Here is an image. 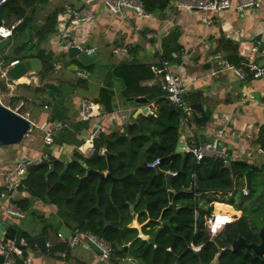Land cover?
<instances>
[{"label": "trees", "instance_id": "trees-1", "mask_svg": "<svg viewBox=\"0 0 264 264\" xmlns=\"http://www.w3.org/2000/svg\"><path fill=\"white\" fill-rule=\"evenodd\" d=\"M141 1L145 11L153 15L164 12L170 2L175 0ZM44 3L45 0H6L0 6V20L5 26L10 27L16 21H21L13 30L8 53L2 61L7 64L33 56L38 58L42 66L39 74L41 81L54 73V54L44 49L43 45L56 33L58 15L54 12L41 26H32L33 14ZM171 37L162 42L163 51L171 50L169 44L175 43L178 34L171 33ZM29 45L32 49L26 53ZM170 53L167 52L163 59L173 61ZM239 64L235 63L237 67ZM78 65L84 67L81 63ZM91 66L88 64L85 67ZM110 77L120 82L125 103L135 105L133 100L140 97H144L148 103L154 102L157 107L155 117L131 119V124L125 127L123 134L118 131L109 135L101 133L93 140L92 154L87 158L74 152L72 160L65 163L47 152V158L41 164L27 169L17 188L18 192L27 193L28 198L12 200L11 205L24 217L32 214L30 198L43 204L56 205L58 215L67 227L74 226L78 233H90L108 242L113 249L112 259L113 256L129 257L140 264H264V256L256 255L251 250H230L232 243L239 237L247 244L260 242L259 232L264 228V156L257 164L229 160L226 165L220 160L208 158L196 162L190 153L175 154L181 134V112L165 99L158 84L150 83L154 76L148 67L122 63L110 73ZM17 88L34 97L30 98L31 103L44 94L41 87L19 85ZM0 89H5L1 82ZM110 90L108 88L101 92L103 101L105 98L107 100L102 108L104 113L112 111ZM19 99L24 105L29 104L28 98ZM183 100L188 105L199 102L193 92L184 94ZM53 107L52 121L69 120V111L63 105ZM81 126L83 124L76 125L75 132L60 131L54 135V144L82 145L83 141L78 138V128ZM256 144L264 152L263 129L258 133ZM102 150L104 154H101ZM105 154L110 156V175L114 181L105 178L100 180L95 174L86 175L87 171L107 173ZM169 156L173 158L164 161ZM157 159L161 161V171L175 174L169 179V190L173 193L171 202L168 200L165 178L146 167V164ZM50 165L54 166V171L46 176ZM248 172L249 187L246 188L245 176ZM141 189L143 196H140ZM243 190H246V195L242 194ZM211 195L223 196L221 203L241 214L214 238H210L204 230L205 218L213 212L211 204L220 201L211 198ZM97 198L99 209L95 208ZM130 212L138 214V223H144L149 218L144 227L150 228L147 235L160 226L157 223L160 217L162 222L167 223L154 246L139 239L136 230L127 228L131 221ZM194 212H197V217H194ZM120 232L122 236L118 240ZM23 238L28 247L34 246L30 236L24 234ZM127 244V252L117 251V247ZM190 244L199 247V251L193 252ZM49 251L51 255L56 252L66 254L68 248L61 243L50 247ZM21 253L23 257L25 251ZM15 260L16 264H22L18 258Z\"/></svg>", "mask_w": 264, "mask_h": 264}, {"label": "crops", "instance_id": "crops-1", "mask_svg": "<svg viewBox=\"0 0 264 264\" xmlns=\"http://www.w3.org/2000/svg\"><path fill=\"white\" fill-rule=\"evenodd\" d=\"M234 6L220 13L197 10L189 13L177 9L174 6V1H172L164 12L151 14V19L139 21L130 12H127V20H122L118 16H110L102 4L92 3L89 8L93 11L95 20L90 24L83 23L72 27L69 25L66 13L67 10L82 8L81 0H45L43 5L37 7L31 24L34 27L41 26L49 15L54 12L58 13L55 26L56 33L50 36L47 43L43 45L44 49L54 54V73L44 81L40 80L39 74H37V78L41 84L47 81L59 86H67L71 89V93L66 95L62 104L69 111L68 121H71L70 126L64 130L75 132V126L83 124V126L77 127L80 129L78 138L83 143L77 147L66 144H54L51 148L41 144L33 148L27 156L44 157L48 152L51 157L68 163L72 160L74 152L79 154L80 151L87 149L91 122H77L79 108L85 100L94 104H97L99 100V107L101 109L104 108V101L107 100L105 98L103 101L101 92L108 88L112 92V98L110 99L112 111H129L131 119L147 117L143 114L145 104L135 103L133 105L128 102L125 103L122 99L123 88L120 82L110 77V73L122 63L146 65L154 76L153 80L156 79L154 67L158 66L161 61H166L169 64L168 70L177 74L182 85L187 88L184 94L196 93L199 103L207 109L208 122L202 126L194 124L193 136L199 142L210 141L211 132L214 129H223L224 132L235 133V135H239L242 132L252 135L255 132H260L261 129L264 130V79L253 80L247 78L240 80L229 69L223 67V63L237 67L235 63L248 62L249 58L264 67V0H260L258 8H247L237 11ZM0 21L4 25V22ZM20 22V20L16 21L12 25L17 27ZM64 31L68 39L76 45H80L83 50L91 48L96 50L95 54L89 56V64H92L91 68L82 67L74 61L68 63L63 61L66 57V51L60 42L58 44L57 39L58 35ZM171 33H177L178 37L175 38V43L169 44L171 50L163 51L162 42L169 39ZM171 38L174 40L173 37ZM9 45L4 50V56L8 52ZM118 46L126 48L127 57L112 54V50ZM169 51H171L170 54L173 61L163 59L164 55ZM3 57H0V61L3 60ZM60 57H62V61H60ZM93 57H95L94 60L92 59ZM24 60L19 61L22 62ZM57 66L58 69H56ZM77 71L84 72L87 75V79L83 80L76 77L75 73ZM20 79L22 82L17 80L11 97H8L9 92L5 86L4 91L0 89L1 93L4 92V95H1L2 98L7 99L6 101L4 99L1 103L13 106L21 101L19 98L26 97L27 93L17 88L19 85L28 86L25 78L22 77ZM0 82L3 84L1 80ZM45 105L48 106V110L43 109ZM53 105L43 102L38 108L30 104H23L22 108L29 116V120L39 125L46 120L51 123L59 122L50 119L54 109ZM111 112L106 113L107 115L104 114L102 120V133L106 135L117 131V128L113 126L114 123H112L116 116ZM95 121L97 120L94 119L93 123ZM123 131H118V133L123 134ZM180 132L178 144L185 141L188 142L191 135L187 133V127L181 126ZM233 142L234 140L229 139V136L223 142V147L229 150L232 160L235 150ZM24 145L25 142L23 143ZM24 147H20L19 150H24ZM19 150L17 146L0 148V189L3 194H6L3 190L4 171L11 168L16 160L25 157V153ZM257 160L251 162L257 164L260 159L257 158ZM241 161L250 163L246 159ZM23 198H28V194L18 192L17 189L12 193L8 192L3 198H0V217L7 219L6 221L9 223L19 224L20 226L18 227L22 229V226L24 232H26L24 229H27L32 240L43 236L46 244L52 247L62 243L57 238L60 228L68 230L71 236L77 232L74 230V226L69 225L67 227L63 223L58 215L56 205L43 204L34 198L29 199L31 215L26 214L22 220L19 218V221L8 218L5 211L11 205L10 202ZM217 203L211 204L214 207L213 209H215L214 214L232 216L234 220L240 217V212L235 211L231 206ZM218 205L227 206L228 210L217 208ZM96 209H99V207ZM130 209L132 210V207ZM197 216L196 212L194 217ZM130 217L131 221L127 228L136 230L137 237L146 242L153 236L156 229L161 227L160 217L157 220L160 226L152 234L147 235L146 232H149L150 228L144 229V227L148 223L149 218L144 223H138V214L130 212ZM26 219H30L29 225H27V222L23 223ZM119 247H127L128 251L129 244ZM67 248L68 253L61 257L57 252L51 255L50 248H47L45 253H40L35 246H27L23 257L20 251H11L9 256L4 258L3 264H16L15 259L17 258L22 264L25 260H29L31 264H103L98 260V254L92 248L86 249L82 246L72 249L67 246ZM110 264L140 263L129 257L119 258L118 256H113L112 259L111 256Z\"/></svg>", "mask_w": 264, "mask_h": 264}, {"label": "built area", "instance_id": "built-area-1", "mask_svg": "<svg viewBox=\"0 0 264 264\" xmlns=\"http://www.w3.org/2000/svg\"><path fill=\"white\" fill-rule=\"evenodd\" d=\"M5 1L6 0H0V6L4 4ZM259 2L260 0H175L174 6L177 9L184 10L189 13L196 10L201 12L220 13L231 9L233 5H235L234 9H236L237 11H242L247 8H258ZM81 3L83 6L82 8L67 10V13L65 12L66 17L69 19V25L72 27L83 23L90 24L95 20V15L89 8V5H91L92 3L102 4V6H104L106 12L110 16H118L122 20L128 19L127 12L133 14V16L139 21L149 20L152 18L151 14L145 11L141 0H81ZM15 27L16 25L7 27L1 24L0 42L11 38ZM57 40L58 44L59 42L62 44V47L65 51L71 47H75L80 51H84L88 56L96 53V50L94 48L83 50L80 45H76L74 42L70 41L65 31L61 32L60 35H58ZM112 54L120 57L128 56L126 48L121 46L114 48L112 50ZM19 62V60H13L7 64H4L3 61H0V80L3 82V85L9 92L8 97H11V93L16 87L17 82L12 80L8 76V71L19 64ZM168 65L169 64L166 61H161L158 66L154 67L156 79L151 83L158 84L160 89L165 94V99L181 112L180 126H186L188 131L187 133L191 135V138L188 140V142L185 141L184 143H181V149L183 150V153H190L196 160V162L208 158L213 160H220L227 165L228 161L232 160L230 158V152H228V150L223 147L225 133L227 132H224L223 129H214L213 132H211L210 141L199 142L196 138H194V112L191 110L190 105L186 104V102H184L183 100V94L187 88L182 85L181 80L177 74L172 73L168 70ZM223 67L229 69L240 80H245L247 78H251L253 80L264 79V67L258 65L253 61L252 58H249L248 62L241 64L239 67L228 66L225 63H223ZM56 69H58V66L56 67ZM75 74L76 77L80 79H87V75L82 71H77ZM23 78L26 79V84L28 86H32L34 88H38L41 86V82L38 80L37 74L33 71H27L24 74ZM0 104L11 112L20 115L26 120H29V116L23 110H21L23 106L22 101L11 106L9 104L4 105L3 103H1L0 99ZM43 109L48 110V106L45 105ZM144 110L146 116H155L156 104L154 102L148 103L144 106ZM111 113L116 116L112 120V123H114L113 126L117 128V131H123L125 127L130 125L131 114L129 111L115 110ZM104 114L106 113H104L97 104L90 103L87 100L81 103L77 114V122H91L90 131L88 133L87 149L79 152V154L84 158H87L92 154L93 140L97 139L98 136L102 133V120L104 118ZM94 119H96L97 121L93 123ZM30 122V129L25 133L22 143L30 139L32 130H38L42 134L43 144L49 148L54 146V135L64 129H67L71 124V121L68 120L54 123L46 120L39 125L33 123L32 121ZM258 133L259 132H255L250 135L245 132L244 141L239 137V135H235V133H232L235 142V149H237V152L234 153L233 160L241 161L246 159L247 161L254 162L257 160V158H259L260 160L263 158L264 152L256 144ZM101 154H104L103 150L101 151ZM46 158L47 156H25L16 160L11 168L4 171L3 185L7 188L6 192H4L7 194L10 190L14 191L15 189H17L20 186V183L24 178L27 169L30 166L41 164L43 159ZM160 163L161 161L157 159L149 164H146V167L150 169H155L156 167L159 168ZM164 173L169 174L171 177L175 175L172 172ZM192 178L194 180V176ZM6 194H1L0 197L3 198ZM242 194L246 195V190H243ZM5 214L6 216H13L20 219L24 218V214L11 205L8 206ZM195 214L196 212H194V215ZM230 217L233 219L232 216ZM233 221L235 220L233 219ZM224 227V225L218 224L217 217L213 212L209 217L205 218L204 229L210 238H214L218 234H220L223 231ZM57 238L71 249L77 246H82L83 248L89 249L91 248V246H94L100 252L98 254V260L103 264H110L113 249L112 246L101 237H96L90 233L77 232L68 239L63 238L60 234L57 235ZM46 247L50 248L48 244H46ZM189 247L193 252L199 251V247H194L191 244ZM14 250L15 248L13 243L9 241L5 243L0 242V255H2L4 258L8 257L9 253ZM59 256L64 257V254H59ZM23 264H31V262L29 260H25Z\"/></svg>", "mask_w": 264, "mask_h": 264}, {"label": "water", "instance_id": "water-1", "mask_svg": "<svg viewBox=\"0 0 264 264\" xmlns=\"http://www.w3.org/2000/svg\"><path fill=\"white\" fill-rule=\"evenodd\" d=\"M0 25H1V21H0ZM8 45H9V40H3L0 42L1 58L4 56V50ZM31 49L32 46L29 45L25 51L29 52ZM65 55L66 57L63 60L65 63L74 61L81 63L84 66L90 63V57L84 51H80L75 47H71L68 50H66ZM27 71H33L36 74H40L41 72L40 60H38L37 58H27L26 60L19 62V64H17L15 67L11 68L8 71V76L12 80L17 81L20 78H22ZM40 87L44 91V99L50 102L51 104L59 105V106L63 104L66 95L71 93V89L69 87L59 86L55 83L47 82V81L42 82ZM133 102L136 104H145V105L148 103V101L145 98H136L133 100ZM190 108L194 112L193 122L195 125L202 126L208 122L209 116L205 106H203L201 103L198 102L191 104ZM21 110H23V108H21ZM143 114H145V110ZM30 126H31V122L29 120H26L25 118H22L20 115L11 112L10 110H8L7 108L3 107L0 104V148L20 145L22 143L25 133L30 129ZM181 148H182V144L181 143L177 144L175 149V154L183 153V150ZM105 156L107 158V165H108L107 173L102 174L98 172L87 171L86 173L87 176L90 174H95L98 176L100 180L105 178L110 181H114V178L111 177L110 175V170H111V166L109 163L110 156L107 154H105ZM172 158L173 156H169L165 158L164 161H169ZM154 170L157 175L163 176L165 178L166 189L168 190V200L169 202H171L173 196V193L169 190V179L171 176L161 171L158 167H156ZM53 171H54V166L50 165L46 176H48ZM249 174L250 173L248 172L245 176L246 188L249 187ZM98 189L99 186L97 187L96 194L98 192ZM3 190L6 192L7 188L4 187ZM111 191L112 188H110V193ZM12 192L13 190L9 191V193ZM140 196H143V189H141L140 191ZM95 207L98 208V198L96 199ZM7 217L12 220L19 221V218L17 217H13V216H7ZM6 220L7 219L3 218L2 216L0 217V242L5 243L9 241L13 243L16 251L18 250V252L20 251V253L22 251H25L27 249V244L25 243L23 244V241L25 242L23 235L26 234L30 236L28 234L29 232H27L28 230L24 229L26 230V232H24L22 226H21L22 229H20L18 227L20 226L19 224L9 223ZM161 220L162 219L160 218V223L162 222ZM165 226H167V223L162 222L161 227L157 228L153 236L147 240V243L149 245L151 246L155 245L157 236L161 232L162 228ZM59 234L66 239L70 238L71 236L70 232H68V230H66L65 228H60ZM120 239H121V232L118 237V240ZM259 239L260 242L258 244H247L241 237H239L232 243L231 250L232 251H236L238 249L251 250L256 255L264 256V228L261 229L259 232ZM33 244L40 253H45L47 251L46 241L43 236H39L33 239ZM91 248L97 254L100 253L98 249H96L94 246H91ZM121 250L126 252L127 247H117V251H121ZM3 262H4V257L0 255V264H3Z\"/></svg>", "mask_w": 264, "mask_h": 264}, {"label": "rangeland", "instance_id": "rangeland-1", "mask_svg": "<svg viewBox=\"0 0 264 264\" xmlns=\"http://www.w3.org/2000/svg\"><path fill=\"white\" fill-rule=\"evenodd\" d=\"M8 53V52H7ZM93 60L95 59V57H93L92 58ZM65 71H66V69H65ZM20 80H22V81H24L23 79H20ZM19 80V81H20ZM22 81H20V82H22ZM4 95V92L3 93H1L0 92V99H1V101H4V99H5V101L7 100L6 98H2V96L1 95ZM26 96V98H28L30 101H29V104L30 105H33L35 108H38L40 105H41V103H43V102H45V99H44V96H42V97H38V99L34 102V103H31V99L30 98H34V97H32V95H29V94H27V95H25ZM23 102V101H22ZM185 102V101H184ZM28 104V105H29ZM32 106V107H33ZM31 137H30V139L28 140V141H25V147L23 146V143L21 144V145H15V146H17V149L19 150V148L20 147H24V150H22V149H20L19 151L20 152H24L25 153V156H27L28 155V153L29 152H31V150L33 149V148H35L36 146H38V145H41V144H43V140H42V134L38 131V130H32V133H31V135H30ZM229 136V139H231V140H234L233 139V135H232V133H225V139L224 140H226V138ZM239 137L241 138V139H243V141H244V138H245V132H242V133H240L239 134ZM233 144H235V142H233ZM235 152H237V149H235L234 150V153ZM211 198H217V200L219 201H222L223 200V198H222V196H215V195H211ZM218 202L217 204H220L221 202ZM222 204V203H221ZM214 208V207H213ZM218 208H220V207H218ZM214 210L215 209H213V213H214ZM221 213H223V212H221ZM225 214V213H224ZM232 214H234V213H232ZM231 218V217H230ZM232 220V219H231ZM29 221H30V219H26V220H24L23 221V223H26L27 222V225H29L30 223H29ZM31 222V221H30ZM232 222V221H231Z\"/></svg>", "mask_w": 264, "mask_h": 264}, {"label": "bare ground", "instance_id": "bare-ground-1", "mask_svg": "<svg viewBox=\"0 0 264 264\" xmlns=\"http://www.w3.org/2000/svg\"><path fill=\"white\" fill-rule=\"evenodd\" d=\"M220 207V208H224L225 210H228V207L227 206H223V205H218L217 208ZM230 210V209H229ZM217 213V211H216ZM216 217H217V220H218V224L220 225H224L226 226L227 224L231 223L232 220H230V216H226V215H223V214H215Z\"/></svg>", "mask_w": 264, "mask_h": 264}, {"label": "clouds", "instance_id": "clouds-1", "mask_svg": "<svg viewBox=\"0 0 264 264\" xmlns=\"http://www.w3.org/2000/svg\"><path fill=\"white\" fill-rule=\"evenodd\" d=\"M193 119H194V117H193ZM194 123V122H193ZM223 204V203H222ZM225 228V227H224Z\"/></svg>", "mask_w": 264, "mask_h": 264}]
</instances>
